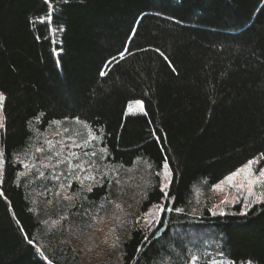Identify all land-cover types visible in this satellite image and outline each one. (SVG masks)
<instances>
[{
    "label": "trees",
    "instance_id": "trees-1",
    "mask_svg": "<svg viewBox=\"0 0 264 264\" xmlns=\"http://www.w3.org/2000/svg\"><path fill=\"white\" fill-rule=\"evenodd\" d=\"M52 5L49 24L39 22L50 11L45 0H0V264H264V203L213 217L205 204L208 189L249 159L264 166V0ZM135 100L143 113L126 115ZM51 121L69 123L82 145L89 140L86 153L97 155L80 163L103 187L71 183L66 201L56 191L75 179L69 159L49 172L23 171L44 149ZM165 155L168 199L156 175ZM161 204L157 225L139 226L138 216ZM88 214L97 215L94 226L110 216V240L119 237L113 252L94 248ZM192 233L210 242L194 245ZM88 249L100 261L88 259Z\"/></svg>",
    "mask_w": 264,
    "mask_h": 264
},
{
    "label": "rangeland",
    "instance_id": "rangeland-1",
    "mask_svg": "<svg viewBox=\"0 0 264 264\" xmlns=\"http://www.w3.org/2000/svg\"><path fill=\"white\" fill-rule=\"evenodd\" d=\"M2 109H3V105H2V108H0V114H2V116H3ZM141 113H143V111H141V109L138 108L135 105V103H132L131 109H129L128 106L126 107V115H137V114H141ZM1 129L2 128H0V132H1ZM64 129H68V131L65 132ZM69 137H71L72 139H69ZM41 139H42V141L40 144L43 145L44 151H41V152L35 151L34 155H31L28 157L27 161L23 164V169H24L23 171H25L26 173H31L34 171L37 172L39 169V166H43L44 164L50 165L49 167H45L47 169L46 171L49 172L51 169L57 168V166L54 165V161H57L58 159L60 161H62V159L66 160L65 158H67V159H69V161L71 160V163L73 165L80 163L83 155L86 152H89V149H90L89 146L82 145V143L80 142L78 137H76L73 134L69 123H59L58 125L57 124H51L46 129V131L44 132ZM46 140L52 141V147L51 148L49 147V145L47 143H45ZM93 140L94 139H91L90 142H92ZM61 141L63 142V145H64L63 148H61V144L59 143ZM73 141H75L76 144H79L80 147L72 146ZM53 152H59L60 154H59V156H55V155H53ZM71 153H76V157H73L71 155ZM48 157H51L50 161H49ZM257 160H260V159H257ZM64 163H66V162L62 161L63 165H64ZM24 165H28V167H25ZM66 166H67L68 171H70L72 173V170H73L75 172V175L78 174L81 177H83L84 175L87 174L86 172H80L78 169L69 168L68 164ZM84 167L87 168L88 171H90L92 173V175L95 177V181L102 182L101 179H98L95 176V174L92 172V168L90 166H87L84 164ZM252 167L257 171L260 168H264L262 163L254 164ZM48 172L46 174H44V177H46ZM2 174H3V169H2V172H0V184H1V180H2ZM244 176H245L244 173H242L240 176H238L236 178L237 183H243L244 182ZM162 180H163V177L159 176V190H160V183L162 182ZM71 183L74 184L75 187H77V186L85 187L86 184H88V185L92 184L93 188L95 186H99V184H97L93 181H89V180H85L83 182V185H82L79 180L73 179V180H70V186L69 187L68 186L66 187L65 185H63L64 186L63 188L61 187L56 191V195L58 197H62L63 200L70 201L68 199H64V197L72 195V194H70ZM103 184H104V182H103ZM195 191H196V189H195ZM203 193L204 192L200 191V189L197 190V194H196L197 199H199V198L204 199L205 195ZM254 193H255V195H248L247 185L241 191H238L236 188H228L227 185H224V190H218L216 193H212L208 189L207 195H206L207 199L205 201V204L207 205L209 203V209H211V211H209V209H208V212L210 213L211 217L223 216V215H219V211L221 209L226 213L225 215L234 214V213H241L242 211L247 212L253 206L264 203V185H257L254 188ZM245 197H247L246 200H245ZM258 197L260 198V201L259 202H253ZM225 198H227L229 202L227 204H221L220 203L221 200H224ZM246 203L250 204L251 206L247 207L245 209ZM161 205H163V204H161ZM215 205H219V208L215 207ZM237 208H238V210L236 211ZM214 212L216 213L215 215L213 214ZM153 213H155V216L153 215ZM162 213H163V211L156 213L155 209H153V207H151L143 215L140 214L138 216V218L136 219V222L139 224V226H142L143 228H145L147 230H151L159 222ZM145 214H148V215H145ZM199 215H200V213L195 210L194 212H192V215L189 216V219H194V217L197 218ZM109 217L110 216H108V215L107 216L102 215L100 218L101 223L99 225L94 226V228H91V231H90L91 236L95 238L94 239V241H95L94 246H95V244H99L100 252L106 251L108 253V250H110V252H113V250H114L111 247L114 242H111V240H110V237H111L112 233L114 232L112 230L114 226H113V223L110 222ZM152 220H154L155 222H153L151 225H149V221H152ZM206 238H211V235L203 236L202 234H199V233H192L190 238H189V241L192 242L194 245H196L195 243L197 242V243H200L202 245L207 246L206 243H208L210 241L205 240ZM105 239H106V243H100L101 241H103ZM94 248H96V246ZM84 254L90 260L100 261L98 256L95 257L94 255H92L91 250L90 251L85 250ZM190 264H197V263L195 261H191Z\"/></svg>",
    "mask_w": 264,
    "mask_h": 264
},
{
    "label": "snow or ice",
    "instance_id": "snow-or-ice-1",
    "mask_svg": "<svg viewBox=\"0 0 264 264\" xmlns=\"http://www.w3.org/2000/svg\"><path fill=\"white\" fill-rule=\"evenodd\" d=\"M46 3L49 4V8H50V11L49 13L46 15V16H43V17H40L39 18V22L40 23H49L51 24L52 22V14H53V5H52V0H45ZM65 2H67V0H65ZM62 30V29H61ZM50 31H55V29H51L50 28ZM136 34V30L134 29L133 30V35L132 37H130V39L134 38ZM157 51H159V49H157ZM129 52V49L125 48L123 51H120L118 53V57L119 59H123L125 57V55ZM161 55H163V53H161ZM166 58V57H165ZM112 61H116L118 62V59H117V56H113L112 57ZM112 61L108 62V63H111ZM108 67V64L105 65V68ZM101 75H105V72H101ZM6 99L5 97V94L3 92H0V108H2V105H3V101ZM132 103H135V105L141 109V111H143V101L142 100H135L134 102H130L129 105H128V108L131 109L132 107ZM146 114V113H145ZM39 119V118H37ZM77 120V123H80V120L79 118H76ZM52 124H59L60 122L59 121H51ZM4 125H3V116L2 114H0V128H3ZM85 127H87V125H85ZM38 131V130H37ZM65 132L68 131V129H64ZM153 135H155V133H153ZM88 136L90 139H95L96 136L94 135V133L89 130L88 132ZM69 139H72L71 137H69ZM45 143H47L49 145V147L51 148L52 147V141L51 140H46ZM61 144V148L64 147L63 145V142H59ZM89 143V140H85L84 141V144H88ZM72 146H75V147H80L79 144H76L75 141H73V145ZM36 151L37 152H41V151H44L43 148H36ZM107 149L106 148H102L101 149V152H106ZM59 152H53V155L55 156H59ZM71 155L73 157H76V153H71ZM85 155H89V156H96L97 153L95 152H92V153H85ZM262 156H264V154H262ZM49 161L51 160V157H48ZM67 160V158H65ZM57 164L59 163H62V161H60L59 159L56 161ZM68 163V167L71 168V169H78L80 172H86L87 174L84 175L83 177H81L80 175H75L74 178L79 180L81 182V184L83 185V182L85 180H89V181H93L97 184H99L100 187H103V182H98V181H95V177L92 175V173L90 171H88L87 168L84 167V163L85 162H82V163H77V164H72L71 161H67ZM260 163V160H257L255 158L253 159H249L241 168H238L236 171L230 173L229 175L225 176L223 178V180L219 181L218 183L214 184L211 186V188L209 189L210 192L212 193H216L218 190H224V185H227L228 188H236L238 191H241L245 188V186L247 185V192H248V195H255L254 193V188L257 186V185H264V168H260L258 171L255 170L252 166L254 164H259ZM3 165H4V154L2 151H0V172H2V169H3ZM25 167H28V165H24ZM44 167H49L50 165L49 164H44L43 165ZM149 167H151V165H149ZM162 171H158L156 173L157 176H162L163 177V180L162 182L160 183V191L163 193V197L164 199H168L169 198V192H168V189L170 187V184L172 182V170L170 168V165H169V161H168V157L167 155H165L163 157V163L162 165L159 166ZM242 173L245 174L244 176V182L243 183H237L236 181V178L238 176H240ZM21 176H24L25 173H20ZM103 176H107V172H104L102 173ZM40 176L41 177H44V173L43 172H40ZM117 183H119V181L117 180L116 181ZM107 183H111V181H107ZM61 187L63 188L64 186L61 185ZM86 191L87 192H92L93 191V186L92 184H89L86 186ZM0 195H3V193H0ZM64 199H68V200H71L72 197L70 196H65ZM247 199V197H245V200ZM260 201V198L258 197L255 201L253 202H259ZM229 201L227 198H225L224 200H221V204H227ZM251 205L250 204H245V209L247 207H250ZM100 207L102 208L103 205L101 204ZM165 205H154L153 206V209H155L156 213L158 212H162L165 210ZM215 207L219 208V205H215ZM116 208H120V205H116ZM169 211H171L172 209H168ZM151 211V210H150ZM175 211L177 213L181 212L182 209L180 208H175ZM209 211H211V209H209ZM214 215L216 214L215 212L213 213ZM226 213L221 209L219 211V215H225ZM241 215H246V211H242L240 213ZM90 215L91 217V223H88L86 224V227L87 228H93L94 225L97 223V215H92V214H88ZM145 215H148V214H145ZM153 215L155 216V213H153ZM61 219H66L65 217H61ZM153 222H155L154 220L152 221H149V225H151ZM56 223V222H54ZM113 231L115 230L114 228L112 229ZM90 239H95L94 237H89ZM118 240H119V237H116V242H114L112 244V248L115 249L116 247L119 246L118 244ZM144 240L147 241L148 240V237L145 236L144 237ZM29 243H32L31 240H29ZM100 243H106V239L101 241ZM97 247L99 246V244L96 245ZM89 251L91 249H88ZM137 251H140V249L138 248ZM212 264H215V262H212Z\"/></svg>",
    "mask_w": 264,
    "mask_h": 264
}]
</instances>
